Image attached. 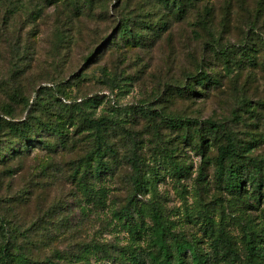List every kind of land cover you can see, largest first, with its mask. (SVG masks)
Here are the masks:
<instances>
[{"label": "rangeland", "instance_id": "rangeland-1", "mask_svg": "<svg viewBox=\"0 0 264 264\" xmlns=\"http://www.w3.org/2000/svg\"><path fill=\"white\" fill-rule=\"evenodd\" d=\"M183 2L179 13L163 0H0V114L7 103L15 120L24 119V99L43 89L38 116L69 134L63 146L51 132L31 133L54 152L36 145L6 162L0 157V215L17 236L12 264H149L153 203L181 238L199 242L207 264H229L211 255L220 229L233 241L232 264H264V257L248 260L244 241L250 231L264 246V203L224 189L214 176L218 141L205 138L200 150L196 126L171 120L223 122L253 144L251 156L264 158V0ZM125 17L142 43L115 36L119 43L98 54L99 39ZM244 41L256 47L254 63L239 51ZM223 45L237 52L227 53L229 62L217 51ZM198 69L219 84L180 94ZM55 87L68 99L92 100L64 107ZM18 92L23 99H12ZM101 118L114 152L98 174L87 154L95 144L87 121ZM7 139L0 136L2 146ZM131 158L141 167L139 190Z\"/></svg>", "mask_w": 264, "mask_h": 264}, {"label": "trees", "instance_id": "trees-1", "mask_svg": "<svg viewBox=\"0 0 264 264\" xmlns=\"http://www.w3.org/2000/svg\"><path fill=\"white\" fill-rule=\"evenodd\" d=\"M165 4H170L175 7L180 12L184 11L185 2L183 0H163ZM194 5V2H192ZM77 11H81L77 10ZM120 26L115 30L116 26L113 27V31L109 37L108 34L101 37L98 41L101 50L98 51L100 54L104 47L108 45L109 42L114 41L117 38H121L122 41L127 43H142L143 33L140 30L133 29L134 24L128 17H125L119 22ZM147 28L155 30L154 25H148ZM114 43H119L115 40ZM239 51H241L243 57L247 59L249 63H254L257 58L256 47H250L247 41L242 44L239 43ZM231 46L223 45V47L217 50L221 54H226L224 57L229 62L230 54L227 53H237ZM261 49H264V43ZM238 61V59H237ZM243 63V60L241 59ZM82 74H76L75 77H81ZM194 78L192 81L185 83L184 86L179 87L177 91L179 93H184L186 91H195L193 88L196 84L209 83L211 86L214 84H219L220 80L218 77L211 76L205 71L198 69L196 75H189L188 78ZM61 84V83H59ZM57 83L56 85L59 86ZM46 88V87H45ZM56 93L54 95L55 101L63 105L64 107L69 106L70 108H75L77 102H88L92 100L90 97L80 96L75 100H71L65 97L61 93V89L57 87L51 88ZM43 90V89H42ZM42 90H38L34 99H24L26 100V108L28 113L24 119L15 120L12 114V106L8 107L6 103L2 106L5 113L0 114V136H7L8 139L3 146L0 143V157H2L3 162L14 159L15 157H20L27 147L28 149H33L36 145L41 147H46L49 152H54V144L49 142V140H43L41 136H35L33 139L30 135L31 133L38 131L51 132L59 137V144L66 146L69 141V134L64 131L62 127L59 126L58 122L56 126L53 122L43 121L40 116H38L36 108L38 109L41 104L40 93ZM54 94V93H53ZM63 97H62V96ZM20 97L23 99V95L20 92L11 95L12 99ZM64 103H63V101ZM73 103V105H72ZM50 115V112H48ZM70 120V117H69ZM172 125H177L178 127H183L185 125H195V131L199 136V148L202 150L205 138L214 139L218 141L217 155L215 157V178L222 184L223 188L232 194L243 196L245 198H251L258 204L264 203V158H257L251 156L249 153L253 147L251 143H241L237 139L236 134L224 125L223 122H214L211 120H205L203 124L198 123L197 120L189 118H172ZM71 122V121H70ZM88 126L94 131V148L87 154H91L92 158L97 159V165L95 166L94 173H100L101 168L107 166V164L102 159L104 155L113 153V149L109 147L106 141L105 131V120L101 119H91ZM40 133V132H39ZM33 139V140H31ZM2 141V140H0ZM200 143V144H199ZM2 161H0L1 163ZM5 164V163H3ZM131 164L134 168V182L137 190L141 189L143 186L141 181V167L139 163L131 158ZM174 172L178 176H183L184 168L180 163L171 160ZM76 171L75 173H77ZM250 191V197L246 195ZM130 205L133 206L135 210H138V204L133 199L130 200ZM131 207L126 210L125 215L130 213ZM149 217L151 221L150 231H151V243L152 248L147 253V261L149 264H207L209 261V254L204 252L203 248L199 246L197 240H191L187 238H181L178 233L175 232L167 224L164 219L163 212L156 203H153L149 212ZM8 220L4 216L0 215V264H12V242L17 241V236L15 232L8 229ZM3 241V242H2ZM244 241L246 244L247 258L252 261L256 257H264V246L260 244L259 240L254 238L250 231H245ZM212 252L211 255L215 258H222L233 263V258L235 257V250L233 247V241L228 236L225 229H220L218 234L214 237L211 243ZM189 259V261H188Z\"/></svg>", "mask_w": 264, "mask_h": 264}]
</instances>
